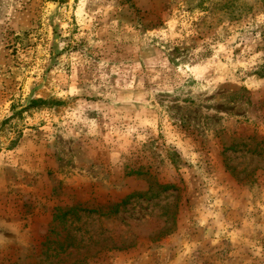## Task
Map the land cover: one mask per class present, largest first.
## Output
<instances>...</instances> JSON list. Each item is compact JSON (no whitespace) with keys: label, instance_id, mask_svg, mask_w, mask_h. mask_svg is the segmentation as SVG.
Returning <instances> with one entry per match:
<instances>
[{"label":"rangeland","instance_id":"1","mask_svg":"<svg viewBox=\"0 0 264 264\" xmlns=\"http://www.w3.org/2000/svg\"><path fill=\"white\" fill-rule=\"evenodd\" d=\"M3 121L0 264H264V0H0Z\"/></svg>","mask_w":264,"mask_h":264},{"label":"trees","instance_id":"2","mask_svg":"<svg viewBox=\"0 0 264 264\" xmlns=\"http://www.w3.org/2000/svg\"><path fill=\"white\" fill-rule=\"evenodd\" d=\"M45 101L43 99H34L33 101H31L30 104H38V103H44ZM5 121H3L1 124H0V127L1 125L4 123Z\"/></svg>","mask_w":264,"mask_h":264}]
</instances>
